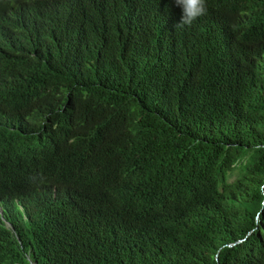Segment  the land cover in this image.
I'll return each instance as SVG.
<instances>
[{
	"label": "trees",
	"instance_id": "16d2710c",
	"mask_svg": "<svg viewBox=\"0 0 264 264\" xmlns=\"http://www.w3.org/2000/svg\"><path fill=\"white\" fill-rule=\"evenodd\" d=\"M207 5L194 37L8 52L0 264H264V0Z\"/></svg>",
	"mask_w": 264,
	"mask_h": 264
},
{
	"label": "clouds",
	"instance_id": "9594fccd",
	"mask_svg": "<svg viewBox=\"0 0 264 264\" xmlns=\"http://www.w3.org/2000/svg\"><path fill=\"white\" fill-rule=\"evenodd\" d=\"M0 0V76L10 50L49 61L108 23L128 34V23L152 32L163 25L174 36H196L208 13L207 0ZM25 81L24 84H31ZM0 216L6 221L0 204Z\"/></svg>",
	"mask_w": 264,
	"mask_h": 264
},
{
	"label": "rangeland",
	"instance_id": "374dc122",
	"mask_svg": "<svg viewBox=\"0 0 264 264\" xmlns=\"http://www.w3.org/2000/svg\"><path fill=\"white\" fill-rule=\"evenodd\" d=\"M232 180H234V178Z\"/></svg>",
	"mask_w": 264,
	"mask_h": 264
}]
</instances>
